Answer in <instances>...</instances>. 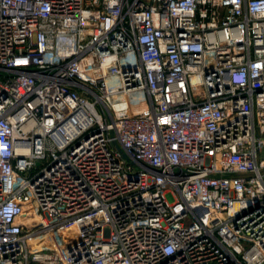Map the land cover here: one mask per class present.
<instances>
[{
    "label": "built area",
    "instance_id": "1",
    "mask_svg": "<svg viewBox=\"0 0 264 264\" xmlns=\"http://www.w3.org/2000/svg\"><path fill=\"white\" fill-rule=\"evenodd\" d=\"M0 264H264V0H0Z\"/></svg>",
    "mask_w": 264,
    "mask_h": 264
}]
</instances>
